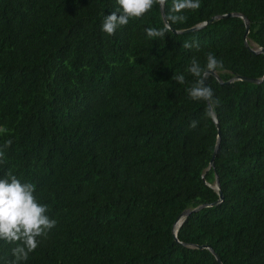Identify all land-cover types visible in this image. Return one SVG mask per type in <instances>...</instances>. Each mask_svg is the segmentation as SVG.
<instances>
[{"label": "trees", "instance_id": "obj_1", "mask_svg": "<svg viewBox=\"0 0 264 264\" xmlns=\"http://www.w3.org/2000/svg\"><path fill=\"white\" fill-rule=\"evenodd\" d=\"M175 0L163 8L166 23ZM116 0H0V145L57 225L24 264H264V0H200L175 31L159 7L101 31ZM199 47L185 49V42ZM246 43V44H245ZM223 63L192 101L186 68ZM185 76V83L172 79ZM231 81L227 82L229 79ZM198 121L195 129L190 123ZM218 128V133H217ZM219 134L212 165L209 160ZM217 177L222 199L218 194ZM209 204L186 215L185 209ZM198 246H207L198 248ZM0 241V264L11 248ZM214 253V254H213Z\"/></svg>", "mask_w": 264, "mask_h": 264}, {"label": "clouds", "instance_id": "obj_2", "mask_svg": "<svg viewBox=\"0 0 264 264\" xmlns=\"http://www.w3.org/2000/svg\"><path fill=\"white\" fill-rule=\"evenodd\" d=\"M118 8L110 15L105 16L101 31L108 36H114L118 28L127 26L131 20H140L155 7L164 8L167 0H116ZM200 7V0H175L172 13L168 16V23L161 29L147 28L146 34L150 38H163L170 30L171 24L182 23L186 17L180 13L184 10H195ZM185 49L199 47L197 41L185 42ZM223 68L214 54L208 53L206 65L201 67L199 62L193 58L186 71L193 76L195 83L187 90L192 101L206 102L208 110L206 115L214 122L218 121L215 107L219 104L214 99V91L205 85L209 75H213L218 69ZM178 84L185 83L183 74L172 77ZM198 121L193 120L190 127L195 129ZM6 126L0 125V135L8 133ZM13 141L5 140L0 145V165L7 163L6 150ZM36 186L32 183L21 182V180L8 170L0 177V241L9 245L13 260L11 264H24L39 246L40 238H46L57 225V221L49 217L48 206L39 202L36 196Z\"/></svg>", "mask_w": 264, "mask_h": 264}, {"label": "water", "instance_id": "obj_3", "mask_svg": "<svg viewBox=\"0 0 264 264\" xmlns=\"http://www.w3.org/2000/svg\"><path fill=\"white\" fill-rule=\"evenodd\" d=\"M159 10H160V14H161V18H162L163 22L166 23V20H165V17H164V13H163V8H159ZM227 16H239V17H241V18L243 19V21H244V34H243V35L245 36L246 33L248 32V21H247V19H246L244 16L239 15L238 13H234V12L226 13V14H223V15H214V16H212L211 18H209L208 20L203 21V22H201V23H199V24H197V25H194V26L189 27V28H186V29H182V30H178V31H175V30H173L172 28H170V29H171L173 32L185 33V32L192 31V30H194V29L200 28V27H202L203 25H205L206 23L212 21L213 19H217V18H220V17H227ZM245 44H246V43H245ZM248 48H249L252 52H254V53H263V54H264V50L261 49V48H257V49H252V48H250V47H248ZM212 76H214V77L220 82V80H219L218 76L216 75V73L213 74ZM234 78H235V79L244 80V81H247V82H251V83H258L259 81H261V79L264 78V74L262 75L261 78H249V77H240V76H235ZM231 80H232V78L229 79L227 82H229V81H231ZM205 85H206V80H205ZM217 133H218V128H217ZM218 141H219V134H217V140H216V143H215V145H214V147H213V150H212V153H211V157H210V160H209V165H210V166L212 165V161H213L214 155H215L216 150H217V147H218ZM214 184H215V189L217 190L218 198H217L216 201H214V202L211 203V204H215L216 202H218V201H220V200L222 199L221 191L219 190V184H218V180H217V177H216V176H215V179H214ZM208 205H209V204H200V205L195 206V207H193V208H191V209H185V210H183V211L179 214L178 218H177V219L175 220V222H174V230H173V235H174V237H175L176 228L178 227V225L180 224L181 220H182L186 215H188V214H189L190 212H192V211H196V210H198V209H200V208H202V207L208 206ZM203 247L208 248V249L212 252V250H211L209 247H207V246H198V248H203ZM213 254H214V253H213ZM214 256H215V259H216L217 263L220 264V260H219V258H218L215 254H214Z\"/></svg>", "mask_w": 264, "mask_h": 264}]
</instances>
